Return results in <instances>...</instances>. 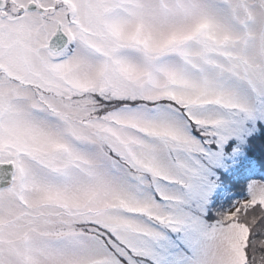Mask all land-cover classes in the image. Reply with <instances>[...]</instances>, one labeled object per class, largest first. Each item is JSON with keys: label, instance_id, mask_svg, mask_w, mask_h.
<instances>
[{"label": "snow or ice", "instance_id": "1", "mask_svg": "<svg viewBox=\"0 0 264 264\" xmlns=\"http://www.w3.org/2000/svg\"><path fill=\"white\" fill-rule=\"evenodd\" d=\"M0 264H264V0H0Z\"/></svg>", "mask_w": 264, "mask_h": 264}]
</instances>
